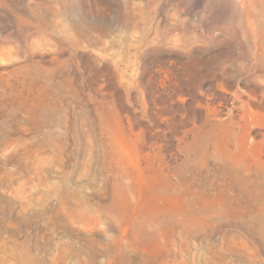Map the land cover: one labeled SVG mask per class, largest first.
<instances>
[{
    "label": "rangeland",
    "instance_id": "rangeland-1",
    "mask_svg": "<svg viewBox=\"0 0 264 264\" xmlns=\"http://www.w3.org/2000/svg\"><path fill=\"white\" fill-rule=\"evenodd\" d=\"M0 264H264V0H0Z\"/></svg>",
    "mask_w": 264,
    "mask_h": 264
}]
</instances>
